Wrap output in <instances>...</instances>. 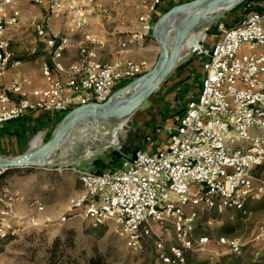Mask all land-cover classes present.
<instances>
[{"label": "built area", "instance_id": "2783aa9c", "mask_svg": "<svg viewBox=\"0 0 264 264\" xmlns=\"http://www.w3.org/2000/svg\"><path fill=\"white\" fill-rule=\"evenodd\" d=\"M26 1L45 2L0 0V77L13 62L8 33L19 26V5ZM49 1L47 18L30 22L49 51L43 67L47 87L34 89L31 96L16 82L0 87V123L32 111L68 113L78 106L106 103L119 83L144 73L145 62H105L100 50L107 42L117 52L145 48L162 0L147 1V9L139 15L140 31L111 41L88 29L81 1ZM258 6L235 25L220 24L221 36L213 46H206L208 34L203 32L192 47L207 58L201 91L188 102L165 148L152 152L141 147L134 156L122 153L120 165L101 172L73 168L82 184V196L74 200V208L92 225L113 229L132 251L143 250L154 226L171 222L180 242L166 246L156 240L157 257L164 264H185L186 249L205 252L212 240L210 235L195 234L200 211H243L250 199L264 198V175L256 176L264 167V1ZM64 9L80 29L81 38L51 27V18ZM74 50L78 58L66 63ZM254 128L260 134L254 135ZM14 199V193L0 189V252L22 224L14 214ZM36 203L38 209L44 208L43 203ZM259 233L264 235V224ZM217 242L231 253L242 252L238 238L220 236Z\"/></svg>", "mask_w": 264, "mask_h": 264}, {"label": "rangeland", "instance_id": "374dc122", "mask_svg": "<svg viewBox=\"0 0 264 264\" xmlns=\"http://www.w3.org/2000/svg\"><path fill=\"white\" fill-rule=\"evenodd\" d=\"M263 1L254 0L243 6L239 3L228 10L215 12L214 18L203 19L195 27L187 42L195 39L193 46H196L203 32L208 34V40L210 37L218 39L221 36L220 24L230 27L233 23L242 21L257 11L258 3ZM33 9L39 12L41 7L31 3L21 6L22 19L19 31L24 35H28L29 31L26 26H22L23 21L28 22L29 17L34 15L30 12ZM153 39L156 41L154 37ZM156 42L160 51L161 47L158 41ZM194 53L195 50L190 48L182 51L181 55ZM156 107L157 104L154 105L153 101L148 99L128 119L107 120L99 125L83 122L51 155L48 166L10 170L0 177L1 190L8 195L17 193L16 195L25 197V204L20 210L22 211L20 221H24L23 230L3 252L1 250V264H72V262L81 264L95 256L101 257L104 264H164L157 257L155 241L163 240L166 246L180 242L171 222L154 226L152 236L147 239L143 250L134 252L127 240L116 234L113 229L92 225L81 215V210L74 208V203L82 193L74 199L64 193L65 187L71 181L69 176L77 175L74 167L87 170L93 168L96 159L110 160L116 152L121 154L125 147L132 149L143 147L148 134L138 126L133 129L131 125L146 123L145 121H149L152 116L153 120H161L165 113L153 112ZM168 116L169 113L166 118ZM123 123H126V127L121 129ZM41 135L39 144L49 139ZM72 141L75 145L70 148ZM262 172H257L256 176H263ZM25 173L30 175L27 181L12 179L13 176ZM37 198H41L44 206L42 210L34 203ZM199 215L196 235H210L212 240L221 235L232 236L238 238L243 245L240 254L231 253L226 247L218 244L213 245V254L216 251L220 253L215 255L217 258L220 257L219 264H264V235L260 236L259 233L260 227L264 224V198L250 199L243 211L234 209L222 213L200 211ZM35 219L36 224H33L31 220ZM28 221H31L30 224ZM206 255L209 254H203ZM209 261L210 264L217 263L214 260L212 262V259Z\"/></svg>", "mask_w": 264, "mask_h": 264}, {"label": "crops", "instance_id": "0c3cea01", "mask_svg": "<svg viewBox=\"0 0 264 264\" xmlns=\"http://www.w3.org/2000/svg\"><path fill=\"white\" fill-rule=\"evenodd\" d=\"M79 1H81L83 13L88 22V29L92 33L108 41H111L113 38H116V36L125 34L126 32L140 31L142 29V23L139 21V15L148 7L146 0ZM183 1L188 2L191 0H162L161 4L156 9L154 23L170 8L176 6L177 4H181L179 2L184 3ZM29 3L31 2H22L19 7L21 8V6H25ZM39 6L41 7L39 12H36L34 9L33 11L31 10L30 12L34 15L29 17L28 22L23 21L24 23L22 26L27 27V31H29L28 35H24L19 31L21 27L20 24L18 27L9 31L8 38L11 41V47L14 51V59L5 74L0 77V87L16 82L22 85L30 96L32 95V91L34 89L38 87H47L46 80L43 75V67L49 60V51L46 48L43 39H41V37H39L31 28L30 22L33 19L42 20L47 18V15L49 14L50 1L45 0V2ZM35 15L39 17H36ZM51 19L50 24L54 31L66 32L74 38H81V31L75 24V21L71 18V14H69L67 9H64ZM150 36L151 37H149L146 47L141 50L117 52L116 50L113 51V44L111 42H107L104 48L100 50V58L101 60L110 63H114L116 61L124 63L129 60L138 64L145 62V65L143 66L144 75L156 66L161 53L157 42L153 39L152 32L150 33ZM216 40L210 37V39L207 40L208 42H206V46H213ZM195 41L192 43L193 45ZM193 45L189 47V43L187 42L183 51L192 48ZM77 58V50H74L71 54L66 56L65 62L71 63ZM206 60L207 58L204 55L197 53H194L193 55L187 54L186 56L181 55L178 63L174 67V70L167 75V77L160 84L159 88L148 98L153 101L154 105L157 104L158 106L153 112L163 111L165 116L159 121L153 120L152 118H150L149 121H145V119H143L146 123L141 122L137 125L138 128L145 130L148 134L147 138L149 139H147L143 148L156 152L168 145V141H170V133L177 125V122L183 114L188 102L193 98H197L200 94L202 80L204 77L203 65ZM134 80L135 79H126L119 83L116 89H123V87L127 86ZM168 113L169 118H166ZM65 114V112L39 110L29 112L17 120L0 123V156H18L19 154H24L33 148L44 144H39L42 138L41 134L49 139L53 137ZM252 133L254 135H258L260 134V131L254 128ZM259 171H263L262 174H264V167L259 168L257 172ZM29 177L30 175H26L25 173V175L13 176L12 179H17L23 182L27 181ZM69 177L71 181L68 184L69 186L67 185L68 187H65L64 193L74 199L82 193V184L81 181H79L78 175H72ZM16 194L14 193L15 203L13 210L14 214L21 218L20 216L22 215V211L20 210L25 204V197L22 195L18 196ZM38 201L41 202V198H37L34 203L37 204L36 202ZM31 221L33 224H36V219ZM31 221H28V223ZM23 224L24 221H22V224L18 227L17 231L15 230L14 234H11L7 238L5 245L2 247V252L8 244L12 243L17 236L20 235L19 232L23 230ZM227 237L234 238L232 236ZM217 244L218 242L216 238L215 240H211L208 245V250L205 252H198L192 249H186L185 251L196 255L198 259H212V262L213 260L214 262H218L220 257L217 258L215 255L220 253L216 251L213 254L212 249V246ZM203 254L209 255L203 256Z\"/></svg>", "mask_w": 264, "mask_h": 264}, {"label": "water", "instance_id": "95a60500", "mask_svg": "<svg viewBox=\"0 0 264 264\" xmlns=\"http://www.w3.org/2000/svg\"><path fill=\"white\" fill-rule=\"evenodd\" d=\"M243 1L191 0L170 8L153 27L152 35L158 41L161 53L152 70L119 89L106 103H90L71 109L62 118L53 137L44 144L18 156H0V171L48 166L51 155L81 123L99 125L107 120L122 121L134 115L174 70L195 27L203 19L214 18L215 12L228 10ZM131 127L134 129L137 124L132 123Z\"/></svg>", "mask_w": 264, "mask_h": 264}, {"label": "trees", "instance_id": "16d2710c", "mask_svg": "<svg viewBox=\"0 0 264 264\" xmlns=\"http://www.w3.org/2000/svg\"><path fill=\"white\" fill-rule=\"evenodd\" d=\"M252 1H254V0H245L241 4L243 6V5H245V4L249 3V2H252ZM179 3H182V2H179ZM257 10H258V8H257ZM235 24H237V22L233 23L232 25H235ZM232 25H230V26H232ZM151 118H153V116ZM138 149L139 148L132 149V148L125 147L122 150V153H126L127 155H130V156H134ZM122 153L120 154L119 152H116L110 158V160H106L105 158L104 159H102V158L101 159L100 158L96 159L94 161L92 170L97 171V172H101L108 166H118V165H120L121 164V159H122ZM8 171H10V170H7V171L3 172L0 175V177L4 176V173H7ZM6 240L4 241L3 245H5ZM184 255H185V258H186L185 264H210V261H209L210 259L200 260V259H198V257L196 255H194L192 253H189V252L187 253V251H184ZM72 264H75V263L72 262ZM81 264H104V261H103V259H101V257L95 256V257H91V258L85 260ZM215 264H219V262H217Z\"/></svg>", "mask_w": 264, "mask_h": 264}, {"label": "bare ground", "instance_id": "6f19581e", "mask_svg": "<svg viewBox=\"0 0 264 264\" xmlns=\"http://www.w3.org/2000/svg\"><path fill=\"white\" fill-rule=\"evenodd\" d=\"M195 41V39H193L192 41L190 40V42H189V47H191L193 44V42ZM194 47V46H193ZM128 126V125H127ZM126 127V123H123V124H121V129H124ZM71 139V138H70ZM75 145V142L74 141H72L71 143H70V148H72L73 146ZM68 153V152H67Z\"/></svg>", "mask_w": 264, "mask_h": 264}]
</instances>
